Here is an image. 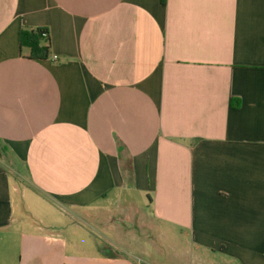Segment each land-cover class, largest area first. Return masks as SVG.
I'll return each mask as SVG.
<instances>
[{
	"label": "crops",
	"instance_id": "0c3cea01",
	"mask_svg": "<svg viewBox=\"0 0 264 264\" xmlns=\"http://www.w3.org/2000/svg\"><path fill=\"white\" fill-rule=\"evenodd\" d=\"M0 264H264V0H0Z\"/></svg>",
	"mask_w": 264,
	"mask_h": 264
},
{
	"label": "rangeland",
	"instance_id": "374dc122",
	"mask_svg": "<svg viewBox=\"0 0 264 264\" xmlns=\"http://www.w3.org/2000/svg\"><path fill=\"white\" fill-rule=\"evenodd\" d=\"M136 200L141 203L142 201H148V199L145 198H136ZM126 226L130 228V230H125L123 226L119 229L116 226H110V227H96L93 226L94 234L96 238L98 239L99 245L104 247L106 244L111 245L114 248L122 249L126 253H135L138 256H141L143 252H146V250H150L149 244L145 239V236L147 233L142 230L140 233L136 232L132 227V224L126 223ZM141 234V235H140ZM151 237L154 239L153 241L156 244H161L162 241L160 236H158L157 232H153ZM149 235H147L148 237ZM135 250H138L137 252H134ZM159 255V254H158ZM143 257V256H142Z\"/></svg>",
	"mask_w": 264,
	"mask_h": 264
},
{
	"label": "trees",
	"instance_id": "16d2710c",
	"mask_svg": "<svg viewBox=\"0 0 264 264\" xmlns=\"http://www.w3.org/2000/svg\"><path fill=\"white\" fill-rule=\"evenodd\" d=\"M163 4L166 0H162ZM43 40L49 41V34L44 30L38 31H22L21 34V46L30 48L31 56L37 59H47L50 55L49 46H43L41 42Z\"/></svg>",
	"mask_w": 264,
	"mask_h": 264
},
{
	"label": "built area",
	"instance_id": "2783aa9c",
	"mask_svg": "<svg viewBox=\"0 0 264 264\" xmlns=\"http://www.w3.org/2000/svg\"><path fill=\"white\" fill-rule=\"evenodd\" d=\"M54 59L56 60V59H57V57L55 56V57H54Z\"/></svg>",
	"mask_w": 264,
	"mask_h": 264
}]
</instances>
